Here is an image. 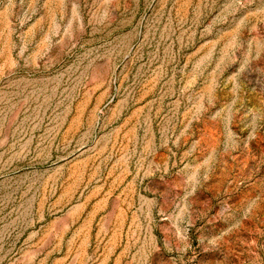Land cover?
<instances>
[{"label": "rangeland", "instance_id": "obj_1", "mask_svg": "<svg viewBox=\"0 0 264 264\" xmlns=\"http://www.w3.org/2000/svg\"><path fill=\"white\" fill-rule=\"evenodd\" d=\"M0 264H264V0H0Z\"/></svg>", "mask_w": 264, "mask_h": 264}]
</instances>
